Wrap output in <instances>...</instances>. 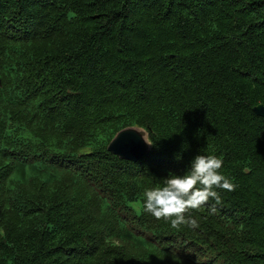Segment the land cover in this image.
Returning <instances> with one entry per match:
<instances>
[{"label":"trees","instance_id":"trees-1","mask_svg":"<svg viewBox=\"0 0 264 264\" xmlns=\"http://www.w3.org/2000/svg\"><path fill=\"white\" fill-rule=\"evenodd\" d=\"M259 104L264 0H0V264H264ZM197 155L236 190L196 229L144 212Z\"/></svg>","mask_w":264,"mask_h":264},{"label":"clouds","instance_id":"clouds-1","mask_svg":"<svg viewBox=\"0 0 264 264\" xmlns=\"http://www.w3.org/2000/svg\"><path fill=\"white\" fill-rule=\"evenodd\" d=\"M222 167L223 160L215 155L195 156L183 175L169 173L162 185L144 191V212L157 221L169 223L173 229L199 228L197 218L188 214L203 208L210 200L219 205L220 191L236 190L237 185L222 174ZM210 211L215 213L216 208Z\"/></svg>","mask_w":264,"mask_h":264},{"label":"water","instance_id":"water-1","mask_svg":"<svg viewBox=\"0 0 264 264\" xmlns=\"http://www.w3.org/2000/svg\"><path fill=\"white\" fill-rule=\"evenodd\" d=\"M256 117H264V107L256 105L251 109ZM149 151L146 132L136 127L118 131L106 145V152L121 161L136 163Z\"/></svg>","mask_w":264,"mask_h":264},{"label":"rangeland","instance_id":"rangeland-1","mask_svg":"<svg viewBox=\"0 0 264 264\" xmlns=\"http://www.w3.org/2000/svg\"><path fill=\"white\" fill-rule=\"evenodd\" d=\"M126 128H129V127H124V128H122L121 130L126 129ZM119 131H120V130H119ZM117 132H118V131H116V132L113 134V136H114ZM112 138H113V137H112ZM112 138H111V139H112ZM111 139H110V140H111ZM110 140H109V141H110ZM108 143H109V142H108ZM108 143H107V144H108Z\"/></svg>","mask_w":264,"mask_h":264}]
</instances>
